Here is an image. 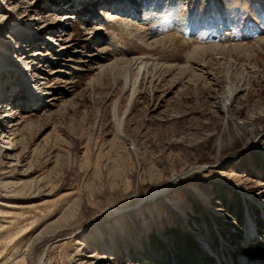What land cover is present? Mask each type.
I'll use <instances>...</instances> for the list:
<instances>
[{
    "label": "rangeland",
    "instance_id": "obj_1",
    "mask_svg": "<svg viewBox=\"0 0 264 264\" xmlns=\"http://www.w3.org/2000/svg\"><path fill=\"white\" fill-rule=\"evenodd\" d=\"M124 3L0 0V264H264V0Z\"/></svg>",
    "mask_w": 264,
    "mask_h": 264
},
{
    "label": "bare ground",
    "instance_id": "obj_2",
    "mask_svg": "<svg viewBox=\"0 0 264 264\" xmlns=\"http://www.w3.org/2000/svg\"><path fill=\"white\" fill-rule=\"evenodd\" d=\"M103 1H105V2H107V4L109 5L108 6V9H106V13L108 14V15H106L107 17L108 16H111L110 14H111V11H116L117 12V10L116 9H118V7H119V5H124L125 3H124V1H126V0H103ZM110 8V9H109ZM131 64H132V67L134 68V69H136L135 71H136V74H137V77L139 76V75H143V74H145V73H147L146 71H147V66L145 65V64H140L139 62H138V64H134V63H132V62H130ZM111 64H109V65H106V66H110ZM137 77H136V79H137ZM28 79V78H27ZM28 82L29 83H31L32 81L30 80V78H29V80H28ZM36 82H38V79L36 80ZM28 85V84H27ZM236 90L237 89H235V88H233V87H228L227 88V90H226V92L224 93L225 95H224V97H223V101H222V108L223 109H226L227 107H228V104L230 103V101H231V98L233 97V95H234V93L236 92ZM35 91L34 90H31L30 91V94H32V95H37V93H34ZM114 108H115V106H114ZM4 112V111H3ZM2 111L0 112V116L2 117V118H5L6 116H4V113H3ZM115 113V112H114ZM13 126V124H12V121L10 122V126L9 127H12ZM121 128V124L119 123L118 124V129H120ZM11 134V129L9 130V131H7L5 134H4V136H3V139H9V135ZM4 142V141H3ZM4 147H8V146H4ZM8 148H10L11 150H12V147H8ZM12 155V153L11 152H9V151H7V152H5V158H9L8 156H11ZM248 259V258H247Z\"/></svg>",
    "mask_w": 264,
    "mask_h": 264
},
{
    "label": "trees",
    "instance_id": "obj_3",
    "mask_svg": "<svg viewBox=\"0 0 264 264\" xmlns=\"http://www.w3.org/2000/svg\"><path fill=\"white\" fill-rule=\"evenodd\" d=\"M260 241H250L243 243L240 248H238V251H241L248 255L250 258L252 257H260L264 258V234H260ZM147 264H158L155 260L146 259Z\"/></svg>",
    "mask_w": 264,
    "mask_h": 264
}]
</instances>
